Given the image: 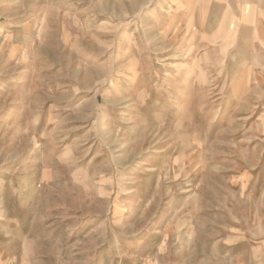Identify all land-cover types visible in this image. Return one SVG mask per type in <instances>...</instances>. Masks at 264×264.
I'll return each mask as SVG.
<instances>
[{
	"label": "rangeland",
	"instance_id": "1",
	"mask_svg": "<svg viewBox=\"0 0 264 264\" xmlns=\"http://www.w3.org/2000/svg\"><path fill=\"white\" fill-rule=\"evenodd\" d=\"M0 264H264V0H0Z\"/></svg>",
	"mask_w": 264,
	"mask_h": 264
},
{
	"label": "bare ground",
	"instance_id": "2",
	"mask_svg": "<svg viewBox=\"0 0 264 264\" xmlns=\"http://www.w3.org/2000/svg\"><path fill=\"white\" fill-rule=\"evenodd\" d=\"M232 34V33H231Z\"/></svg>",
	"mask_w": 264,
	"mask_h": 264
}]
</instances>
